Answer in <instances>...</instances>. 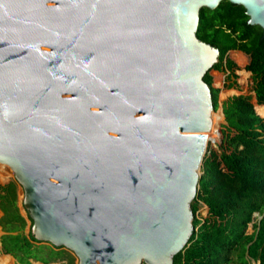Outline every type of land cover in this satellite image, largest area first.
Masks as SVG:
<instances>
[{
    "label": "water",
    "instance_id": "95a60500",
    "mask_svg": "<svg viewBox=\"0 0 264 264\" xmlns=\"http://www.w3.org/2000/svg\"><path fill=\"white\" fill-rule=\"evenodd\" d=\"M222 1L264 38V0H0V167L33 239L76 264L187 246L218 56L195 32Z\"/></svg>",
    "mask_w": 264,
    "mask_h": 264
},
{
    "label": "trees",
    "instance_id": "16d2710c",
    "mask_svg": "<svg viewBox=\"0 0 264 264\" xmlns=\"http://www.w3.org/2000/svg\"><path fill=\"white\" fill-rule=\"evenodd\" d=\"M243 13L242 7L225 1L213 10L201 8L195 38L217 51L210 70L226 73L225 90L233 88L230 80L236 78L237 70L227 53L246 56L244 70L250 74L253 99L264 107V38L260 28L247 24ZM208 71L202 82L216 111L219 89L212 86ZM220 108L224 124L221 130L213 124L209 137L218 140L217 150L205 152L189 206L194 231L172 264H264V119L255 113L248 96H232ZM16 199L15 180L0 186L1 253L16 264H76L71 252L38 242L24 232L26 220ZM199 204L206 209L203 220L196 217Z\"/></svg>",
    "mask_w": 264,
    "mask_h": 264
},
{
    "label": "rangeland",
    "instance_id": "374dc122",
    "mask_svg": "<svg viewBox=\"0 0 264 264\" xmlns=\"http://www.w3.org/2000/svg\"><path fill=\"white\" fill-rule=\"evenodd\" d=\"M227 57L235 64L237 70L234 72V75L236 78L234 80H230L234 85L232 89L225 90L222 88V85L227 84L228 80L226 79V73L223 72H215L212 70L208 71V74L211 77L212 80V86L214 88L219 89V94H218V104L219 107L216 111L212 112L211 114V121H218L214 122L215 124V129L217 128L218 130H221V126L224 124V121L218 114H220V105L222 102L227 100L228 98L232 96H248L250 97V101L252 105L254 106L255 113L260 117L264 119V107L263 106H258L255 104V101L253 99V93H252V82L250 78V74L244 70V67L247 63V58L243 54L239 52H228ZM211 134V133H210ZM218 140L215 138L211 143H207L205 152L209 149L212 151L217 150V143ZM204 152V154H205ZM203 154V155H204ZM0 167V186L6 184L7 182L14 180L13 174L10 170L4 169ZM6 172V173H5ZM199 172V171H198ZM200 174V172H199ZM16 205L19 210L20 215L25 217V211L23 209L22 205V192L20 188L17 185V199H16ZM1 216V214H0ZM206 216V209L203 205L199 204L198 209L196 212V217L199 220H203ZM25 233H27V227L25 228ZM247 232H250V225L247 228ZM0 236H1V231H0ZM0 264H16L15 261L8 255H3L0 250ZM34 264H39V263H34ZM139 264H143L142 262H139ZM254 264V263H250Z\"/></svg>",
    "mask_w": 264,
    "mask_h": 264
},
{
    "label": "bare ground",
    "instance_id": "6f19581e",
    "mask_svg": "<svg viewBox=\"0 0 264 264\" xmlns=\"http://www.w3.org/2000/svg\"><path fill=\"white\" fill-rule=\"evenodd\" d=\"M209 115H210V121H209V129H208V131H207V137L209 138L210 137V132H211V129H212V126H213V122L211 121V113H209ZM3 171H5L4 169H3ZM6 173V172H5Z\"/></svg>",
    "mask_w": 264,
    "mask_h": 264
},
{
    "label": "crops",
    "instance_id": "0c3cea01",
    "mask_svg": "<svg viewBox=\"0 0 264 264\" xmlns=\"http://www.w3.org/2000/svg\"><path fill=\"white\" fill-rule=\"evenodd\" d=\"M230 52H236V51H230Z\"/></svg>",
    "mask_w": 264,
    "mask_h": 264
},
{
    "label": "flooded vegetation",
    "instance_id": "af4514ba",
    "mask_svg": "<svg viewBox=\"0 0 264 264\" xmlns=\"http://www.w3.org/2000/svg\"><path fill=\"white\" fill-rule=\"evenodd\" d=\"M1 217V216H0Z\"/></svg>",
    "mask_w": 264,
    "mask_h": 264
}]
</instances>
